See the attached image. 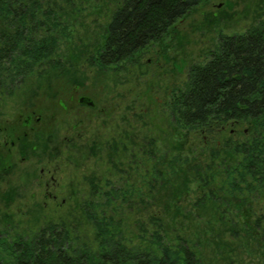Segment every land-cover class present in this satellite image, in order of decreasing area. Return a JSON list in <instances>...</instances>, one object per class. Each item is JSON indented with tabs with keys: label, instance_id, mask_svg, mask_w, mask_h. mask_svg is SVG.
Masks as SVG:
<instances>
[{
	"label": "rangeland",
	"instance_id": "obj_1",
	"mask_svg": "<svg viewBox=\"0 0 264 264\" xmlns=\"http://www.w3.org/2000/svg\"><path fill=\"white\" fill-rule=\"evenodd\" d=\"M57 5V25L51 27L58 37L53 57L60 67L44 62L14 79L0 72V128L8 123L22 135L11 156L0 153V230L17 240L32 237L48 222H65L78 225L74 244H96L94 224L85 219L91 208L121 219L126 235L138 242L137 222L161 209L169 238L190 235L207 264H227L220 258L230 236L221 241L218 223L209 222L207 214L198 216L199 185L190 181L186 187L180 166L178 172L167 169L173 184L158 178L157 187L167 186L158 198L147 195L154 167L146 142L154 138L158 154L171 161L198 154L204 143L194 130L177 124L173 97L185 88L190 67L208 59L222 34L245 32L264 18V0H203L161 40L105 71L89 58L104 39L117 0H58ZM82 96L95 107H82ZM31 111L41 122H34L33 129L20 127ZM3 140L0 129V144ZM89 175L98 179L96 195ZM110 190L112 199L104 193ZM262 199H256L257 208ZM256 245L242 264H264V250Z\"/></svg>",
	"mask_w": 264,
	"mask_h": 264
},
{
	"label": "trees",
	"instance_id": "obj_2",
	"mask_svg": "<svg viewBox=\"0 0 264 264\" xmlns=\"http://www.w3.org/2000/svg\"><path fill=\"white\" fill-rule=\"evenodd\" d=\"M202 1L117 0L89 63L102 71L118 68L161 40ZM57 4L58 0H0L3 76L14 79L44 62L60 67L62 62L53 57L58 37L51 27L57 25ZM171 110L177 124L198 133L205 146L197 148L195 156H174L171 161L158 154L155 139L148 138L146 154L154 168L147 195L158 198L172 183L167 169L182 168L184 185H199L198 216L207 214L209 222L218 223L221 241L230 236L220 261L240 264L245 253L257 251L256 244L264 250V203L258 208L255 203L258 198L264 201V18L245 32L222 34L208 59L190 67L187 84L174 95ZM158 178L167 186L157 187ZM87 180L93 195L98 194L97 177L89 175ZM104 193L110 198L112 191ZM95 211L87 209L85 219L94 224L96 244H74V223L72 227L51 221L32 237L17 240L0 230V264H207L190 235H178L177 242L167 236L170 230L161 209L152 210L146 222H137L138 242L126 235L121 219Z\"/></svg>",
	"mask_w": 264,
	"mask_h": 264
},
{
	"label": "flooded vegetation",
	"instance_id": "obj_3",
	"mask_svg": "<svg viewBox=\"0 0 264 264\" xmlns=\"http://www.w3.org/2000/svg\"><path fill=\"white\" fill-rule=\"evenodd\" d=\"M69 99L73 100L74 96L70 95ZM60 103L62 104V106L65 110L68 109V104H67V102H65V100H61ZM81 106L82 107H88V108H94L95 107V105H91L88 103H82ZM41 120H42L41 116L35 117L34 112L31 111L23 119L22 123L20 124V127H22V128L23 127H31L33 129L34 128V127H32L33 123L34 122L39 123V122H41ZM0 129H1V133L4 134V140L0 144V153H4L5 156L6 155L11 156L14 149L17 148V146H18V144L22 138V135L20 134L19 131H16L15 127H9L8 123L4 124ZM27 134H28L27 132L24 133L25 136H27ZM9 161H10V158H9ZM9 165H12V162H10ZM41 172L44 174L45 170L43 169V170H41ZM46 185H47V188L50 187L49 182H47Z\"/></svg>",
	"mask_w": 264,
	"mask_h": 264
},
{
	"label": "water",
	"instance_id": "obj_4",
	"mask_svg": "<svg viewBox=\"0 0 264 264\" xmlns=\"http://www.w3.org/2000/svg\"><path fill=\"white\" fill-rule=\"evenodd\" d=\"M80 102L95 105V102L90 97H87V96L80 97Z\"/></svg>",
	"mask_w": 264,
	"mask_h": 264
}]
</instances>
